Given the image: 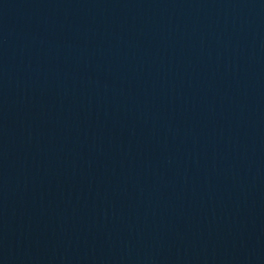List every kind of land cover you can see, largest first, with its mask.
<instances>
[{"label":"water","instance_id":"water-1","mask_svg":"<svg viewBox=\"0 0 264 264\" xmlns=\"http://www.w3.org/2000/svg\"><path fill=\"white\" fill-rule=\"evenodd\" d=\"M0 264H264V0H0Z\"/></svg>","mask_w":264,"mask_h":264}]
</instances>
